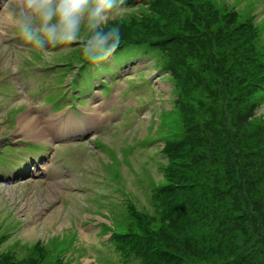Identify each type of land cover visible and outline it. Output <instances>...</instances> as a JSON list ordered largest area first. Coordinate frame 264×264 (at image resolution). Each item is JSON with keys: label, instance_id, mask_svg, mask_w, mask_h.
Here are the masks:
<instances>
[{"label": "rangeland", "instance_id": "rangeland-1", "mask_svg": "<svg viewBox=\"0 0 264 264\" xmlns=\"http://www.w3.org/2000/svg\"><path fill=\"white\" fill-rule=\"evenodd\" d=\"M112 23L121 44L93 65L76 46L47 56L0 18V264H182L153 261L148 230L181 234L144 211L221 243L229 264H264V213L261 228L247 218L240 174L250 154L264 196V0H126ZM26 120L44 134L20 130ZM194 202L231 212H189Z\"/></svg>", "mask_w": 264, "mask_h": 264}, {"label": "clouds", "instance_id": "clouds-1", "mask_svg": "<svg viewBox=\"0 0 264 264\" xmlns=\"http://www.w3.org/2000/svg\"><path fill=\"white\" fill-rule=\"evenodd\" d=\"M126 0H5L0 18L19 38L47 56L67 55L73 46L93 65L109 60L121 44L116 21ZM54 50V51H50Z\"/></svg>", "mask_w": 264, "mask_h": 264}, {"label": "trees", "instance_id": "trees-1", "mask_svg": "<svg viewBox=\"0 0 264 264\" xmlns=\"http://www.w3.org/2000/svg\"><path fill=\"white\" fill-rule=\"evenodd\" d=\"M177 140H180V137ZM176 141L175 142H169L168 146L173 145V143H176ZM186 142H190V140H188L186 138ZM186 142H185V144H186ZM176 144H179V141ZM176 144H174V145H176ZM181 144H182V142H181ZM235 152H236V150L234 149V156L233 157L236 158L237 155H235ZM169 159H172V158H169ZM238 159L241 160L240 153H238ZM245 160H247V161H245V168L246 169H244V170L242 169L240 174H241V176H243L242 179L244 181L245 187L250 186L252 188V191L247 193V196L250 197V198H248L249 201L246 203V205L249 206L250 210L254 211L252 213V215L247 217V218L251 219V222L253 224H258L259 227L261 228L262 222H261L260 218H258V216L256 217L254 215L256 213L258 214V212L255 211L256 209L260 213H262V214L264 213V211H263L264 206H263V208H260L261 206H259V205H263L264 204L263 202H261V201H264L263 193L260 191V189H258L260 179H257V177H259V175H258L259 173L258 174L256 173V175L253 174V170L255 172H258L256 170H257V167L259 168V166H258V163L254 162V160L252 159L250 154H249L248 159H245ZM248 163H250V164L248 165ZM170 164H171V162H170ZM237 166H238V164H236V167ZM250 166H254V169L253 168L249 169ZM236 167L234 168V170L236 169ZM165 180H166V178H165ZM246 182H249V184L246 183ZM260 182L262 183V180ZM261 183H260V188H261V185H262ZM184 187L187 188L188 186H184ZM189 187L192 188L191 184H190ZM177 191H178L177 184H173V185L169 184L166 188H161L160 190H158L157 191V195H160V197H162V196L167 197L169 195L173 196V194L176 193ZM249 194H251V195H249ZM257 195H259L258 204H257V202L255 204L253 199ZM261 195L263 196V198H262ZM162 199H166V198L162 197ZM167 202H170V201L163 202L161 205H159V207L156 206L155 209H158L159 211L163 210L164 207H165L164 203H167ZM198 204L199 203H196V202L191 203L190 204L191 206H188L189 212L194 210L195 213L202 212V213H204V215L207 213V211H210V210H214V211L227 210L228 212H231V207H227L226 209L223 206L221 207V205L219 207H215L212 204H209L207 202L204 203L203 207L201 205H200V207H198ZM166 205L169 206V203L166 204ZM170 206H171L172 210L174 208H176V211H179L178 209L181 208L180 202H178L176 204L175 199H173V201L170 203ZM135 209H136L135 212H138L137 208H135ZM145 213H147V214H145ZM167 214H168V212H166V215ZM232 214H234V212H232ZM140 215L145 216L148 226L149 225H154V223H156L155 221H158L160 224H163L164 226L162 227V231L161 232L164 233V234H167V231L169 229H174L173 232L175 234H181V236H180L181 240H179V241H172L171 242V239H168V240L162 239V240H158L157 241V240L154 239L157 229L153 228L152 232L150 230H148L147 233H146L147 237L144 238V240H145L144 245H149L150 247H153V249L155 250V253L152 254L153 261L160 263L161 261L164 260V257L167 258L169 256H172L175 259L176 258L179 259L182 264H229L230 263V262H228V258L227 259L225 258V260L216 258L217 253H219V254L226 253V252H224V250L222 251V249L219 247V245L221 243H219L218 245H215V244H211V243L206 244V243L196 242V240L194 241L193 239L190 238V233L184 232L183 230L181 231L178 228H176L177 225H176V221H175V216H173L172 214H171V216H169L168 218H165V219H160L157 215H155V217L151 218L150 214L148 213V211H144V213L140 214ZM208 216H206V219L210 218ZM204 217L205 216H203L202 218H204ZM252 217H256V220H254ZM260 217L264 221V219H263L264 217H262V215H260ZM187 220L192 222L190 220V217H188ZM234 220L238 222V220H239L238 215L237 216L234 215V218L230 222L233 223ZM243 220H245V219H243ZM244 224L248 225V224H251V223H249L247 220H245ZM223 226H225V224H223ZM131 236H132V238L135 237L134 234H131ZM151 241H152V245H151ZM171 244H173L180 251H182L181 252L182 256L178 255L174 251L171 252V249L174 250V248H173V246ZM127 245H129V244H127ZM138 249H139V245L136 243V245H132V250H130V251L132 253L136 254ZM214 249L216 251H214ZM156 254L157 255L161 254V256L158 257ZM196 257H201V258L197 259ZM42 258H45V256L42 255L41 258L38 259V260H37V258H35V259H33V261H30L28 264H42V262H43ZM152 259H149V261L152 260ZM242 259H244V258H242ZM54 264H68V263H66V261L64 259H58ZM234 264H239V262L234 263Z\"/></svg>", "mask_w": 264, "mask_h": 264}, {"label": "bare ground", "instance_id": "bare-ground-1", "mask_svg": "<svg viewBox=\"0 0 264 264\" xmlns=\"http://www.w3.org/2000/svg\"><path fill=\"white\" fill-rule=\"evenodd\" d=\"M30 123H27L26 120V124H23L22 126L19 127L20 130H24L26 133L31 134V136H38L39 134V125L36 124L32 127V122L30 120H28ZM53 128V127H52ZM41 134H44V132H42V129H40Z\"/></svg>", "mask_w": 264, "mask_h": 264}]
</instances>
